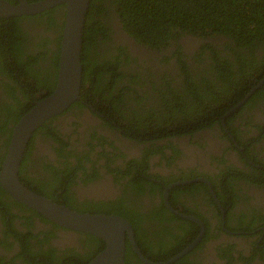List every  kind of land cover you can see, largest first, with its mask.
<instances>
[{"label":"flooded vegetation","instance_id":"obj_1","mask_svg":"<svg viewBox=\"0 0 264 264\" xmlns=\"http://www.w3.org/2000/svg\"><path fill=\"white\" fill-rule=\"evenodd\" d=\"M21 27L33 41H24L26 52L37 49L34 38L39 41V37L34 32H44L50 37L56 34L53 29H45L40 22L29 24L25 18L21 20ZM110 27V43L126 45L125 51L133 60L144 68L148 67L155 76L158 75L157 70L173 75L180 73L172 44L159 49L147 48L125 33L116 18ZM181 36L178 37L182 45L181 59L193 66L196 62L191 57L201 51L199 45L204 39L186 31ZM207 39L217 49L223 48V42L227 40L221 34L207 37L205 41ZM48 45L55 46L54 43ZM228 51L222 49V53L227 55ZM201 52L199 57L206 58L208 49L204 47ZM161 54L167 56L166 63L159 61ZM123 59L124 55L122 62ZM129 65L135 66L132 62ZM136 70L146 76L139 68ZM5 80L0 75V99L11 101L2 85ZM85 103L82 106L68 105L63 111L45 119L50 121L48 126L58 129L59 137L74 154L66 157L58 154L56 148L60 143L45 129L44 133L39 129L32 135L38 125L19 160L17 177L20 183L51 198L49 181L59 178L57 183L67 184L72 198L81 203H85V199L106 200L123 195L124 204L134 220L133 228L129 219L124 217L131 224L134 244L150 261L161 264H264V134L260 135L257 127L245 123L244 118H234V125L241 123L238 126L240 145L236 144L224 124L221 128L217 123L187 133L163 134L154 140L140 142L126 137L119 130L114 131L102 119L97 105ZM249 112L253 114L252 122L260 123L261 113L256 107ZM7 143L4 149L0 148V153L4 151L0 167ZM82 150L87 151V157L82 155ZM131 157L144 163L145 171L150 175L148 178L152 180V184L142 182L143 191L126 184L124 172L128 165L125 161ZM64 159L70 164L81 160L86 169L93 164L96 174L87 172L84 175L80 169L65 172L63 168L67 163L62 164ZM226 175L230 176L233 193L222 186ZM63 183L51 193L57 195L62 192ZM55 201L69 207L61 195ZM2 212H5V222L0 219V264H20L21 257L17 255L26 251L33 252L34 264H40V256L33 251L38 246L48 248L56 255L64 251L83 254L88 244L95 246L86 238L87 232L48 220L0 187V214ZM239 215L244 218L242 224ZM183 227H186V233L176 241L172 234L183 233ZM36 234L42 240L36 241ZM125 240L129 246V263L148 264L138 257L128 239ZM44 261L48 262V259ZM124 263L127 264L125 260Z\"/></svg>","mask_w":264,"mask_h":264},{"label":"trees","instance_id":"obj_2","mask_svg":"<svg viewBox=\"0 0 264 264\" xmlns=\"http://www.w3.org/2000/svg\"><path fill=\"white\" fill-rule=\"evenodd\" d=\"M63 14V3H57L33 14L0 17V75L6 78L2 85L11 98V101L0 99V148L6 146L17 118L33 105L35 99L49 93L54 86ZM24 18L29 24L40 22L45 29H53L55 36L34 32L39 37L36 41L31 34L37 49L26 52L24 41L32 39L21 27ZM115 18L125 33L147 48L159 49L172 44L180 73L173 75L157 70L158 75L155 76L148 67L144 68L133 60L125 51L126 45L110 43V24ZM184 31L204 39L199 50L208 49L204 59L199 57L201 51L193 54L191 58L196 62L193 66L181 59L182 45L178 37H182ZM216 34L227 39L223 48L229 50L228 55L222 53L223 48L217 49L208 39L205 41V38ZM48 43H54V48ZM161 55L159 61L166 63L167 56ZM80 61L79 96L69 106L86 105L85 102L97 105L104 122L130 139L144 142L163 134L178 135L217 123L221 128L224 124L236 144L240 145L238 126L241 123L234 125V118H244L245 123L257 127L260 135L264 134V0H89L82 28ZM130 62L135 66H130ZM254 106L261 113L260 123L252 122L253 114L249 110ZM49 123V120L43 121L32 135L39 129H45L60 143L56 148L58 154L65 157L74 154L59 137L58 129L48 126ZM32 135L26 146L30 145ZM3 153H0V162ZM81 153L87 157V151L82 150ZM65 163V172L80 169L84 175L87 172L96 174L93 164L86 169L81 160L70 164L64 159L62 164ZM125 163L128 167L124 175H127L129 187L143 191L142 182L152 184L144 163L132 157ZM226 176L222 186L233 193L230 176ZM58 180L49 181L52 199L56 200L61 195L70 208L78 211L118 213L129 219L134 228V220L124 204L123 195L106 200L85 199V203H81L72 198L69 186L57 183ZM62 183L64 190L57 195L52 194L53 189ZM2 204L5 209L3 201ZM4 215L5 212L0 214L3 222ZM240 215L243 216L242 213ZM240 215L238 219L242 224L244 218ZM134 231L138 239L136 228ZM185 233L186 227H183V233L172 235L177 241ZM85 236L95 246L88 244L83 254L64 251L56 255L40 246L33 251L40 256V264H84L103 246L99 237L90 233H85ZM35 237L36 241L42 240L37 234ZM128 249L125 242L123 259L130 264ZM25 253L17 255L21 257L20 264H34L33 252ZM45 258L48 262L44 261Z\"/></svg>","mask_w":264,"mask_h":264},{"label":"water","instance_id":"obj_3","mask_svg":"<svg viewBox=\"0 0 264 264\" xmlns=\"http://www.w3.org/2000/svg\"><path fill=\"white\" fill-rule=\"evenodd\" d=\"M88 2L89 0H0V17L33 14L57 3L64 5L54 86L49 93L37 98L13 123L0 167V187L48 220L99 237L103 241L102 248L84 264H125V238L143 262L161 264L162 262L150 261L141 255L133 241L131 224L124 217L114 213L69 208L63 202L33 192L20 183L17 177L19 160L32 131L47 117L66 109L79 96L81 36ZM190 218L199 221L195 217Z\"/></svg>","mask_w":264,"mask_h":264}]
</instances>
